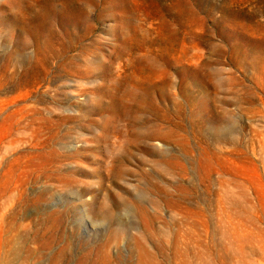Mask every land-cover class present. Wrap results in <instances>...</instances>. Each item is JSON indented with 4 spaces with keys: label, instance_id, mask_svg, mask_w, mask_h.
I'll use <instances>...</instances> for the list:
<instances>
[{
    "label": "rangeland",
    "instance_id": "1",
    "mask_svg": "<svg viewBox=\"0 0 264 264\" xmlns=\"http://www.w3.org/2000/svg\"><path fill=\"white\" fill-rule=\"evenodd\" d=\"M22 263L264 264V0H0Z\"/></svg>",
    "mask_w": 264,
    "mask_h": 264
},
{
    "label": "bare ground",
    "instance_id": "2",
    "mask_svg": "<svg viewBox=\"0 0 264 264\" xmlns=\"http://www.w3.org/2000/svg\"><path fill=\"white\" fill-rule=\"evenodd\" d=\"M21 250V249H20ZM23 264V263H22ZM52 264H54V263H52Z\"/></svg>",
    "mask_w": 264,
    "mask_h": 264
}]
</instances>
